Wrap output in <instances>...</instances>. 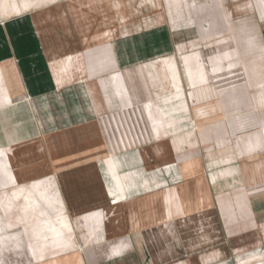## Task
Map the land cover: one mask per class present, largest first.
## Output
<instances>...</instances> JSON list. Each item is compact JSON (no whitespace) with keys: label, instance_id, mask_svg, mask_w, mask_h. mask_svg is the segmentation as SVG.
<instances>
[{"label":"crops","instance_id":"obj_1","mask_svg":"<svg viewBox=\"0 0 264 264\" xmlns=\"http://www.w3.org/2000/svg\"><path fill=\"white\" fill-rule=\"evenodd\" d=\"M239 1L218 3L238 12ZM108 15L90 0H0V194L9 191L10 225L36 220L28 237L37 262L69 254L62 244L73 239L77 220L95 233L91 264H264L257 182L222 171L199 176L196 157L181 154L188 147L182 135L169 139L189 105L173 56L175 30L159 18L122 27V11L112 15L121 25L109 26ZM248 66L257 73L251 86H264V58ZM233 70H207L215 83L199 88L186 68L193 101L206 100ZM156 73L175 95L153 102L149 129L125 128L120 120L146 116L134 108L141 84L151 86ZM131 83L139 85L133 93ZM111 89L129 95L122 100L131 112L114 109ZM150 93L154 101L156 90ZM254 148L253 141L248 157L259 154Z\"/></svg>","mask_w":264,"mask_h":264},{"label":"rangeland","instance_id":"obj_2","mask_svg":"<svg viewBox=\"0 0 264 264\" xmlns=\"http://www.w3.org/2000/svg\"><path fill=\"white\" fill-rule=\"evenodd\" d=\"M90 1L100 14H109L108 16L111 17L109 26L117 27L122 24V27L141 29L159 18L163 23L173 27L178 48L177 54L173 56L179 62L184 88L189 94V105L188 109H181L180 118L176 119L173 127H169V131L173 133L169 139L174 137L175 132L182 135L188 147L184 148L181 154L191 153L196 157L199 176L206 172L215 174L222 171L227 175H238L237 180L242 184L249 180L256 181L258 190L264 192V86H251V79H254L257 73L248 66L252 59L264 58V0H240L237 2L238 12H235L232 6H220L219 0H190L191 6L182 3L181 0ZM190 7H194V12L190 11ZM120 11L123 12V17L120 20L121 24L117 25V18L112 15ZM186 68L195 78L199 77V80L203 81L202 84L198 79L194 80L199 88L208 83H215L213 73L210 74L211 76L207 75V70L212 72L216 68L226 75V70L232 68L235 74L232 77H223L221 83H216L217 90L209 93L206 100L198 98L193 101L194 96L190 94V86L185 74ZM149 77L151 86L146 82L141 84V88L134 83L130 84L131 93L134 92L135 87L139 88L142 97V102L134 110L136 112L145 110L146 116L141 113L142 117L139 120L127 117L120 120L125 128L139 126L149 129L153 126L154 112L157 115L153 102L158 101L162 105L165 104L164 94H168L170 98L175 95L173 88L164 86L161 74L156 73ZM151 87L157 93L154 101H150L153 98L150 93ZM174 90L176 92V88ZM109 94L116 96L117 103L114 109L125 113L131 112L132 108H127L132 104L128 105L127 98L125 100L127 104L123 103L122 97L125 94L114 89H111ZM195 94L198 95L197 91ZM125 96L129 97V95ZM206 110L208 113L206 112L205 116H198ZM196 130L198 135L194 134ZM253 141L256 149L254 148L252 153L259 151V154L248 157L251 152L247 151V147ZM181 180L183 177H176L174 182ZM171 182L169 180V183ZM229 186L227 183L226 187ZM7 192L0 194L2 198L0 199V264H91L90 254H95L96 249L90 237L95 233H90L87 226L77 220H74L73 239L62 244L66 246L62 248L61 253L69 252L68 255L51 260L49 258L53 253L48 252V256L45 257H49V260L34 261L33 257L40 252L31 248L28 235L37 222L33 220L30 223L26 221L18 223L16 220L11 226L12 218L5 211L6 205L10 202L5 198ZM263 204L264 202L262 207ZM102 218L101 223L104 222L106 215ZM257 234L264 235V227H260ZM244 235L246 233L241 236ZM247 249L242 256L247 255L251 250ZM259 251L264 253V244L259 243Z\"/></svg>","mask_w":264,"mask_h":264}]
</instances>
